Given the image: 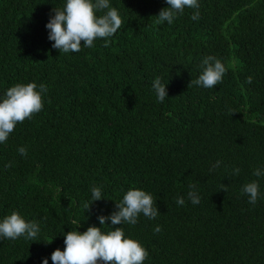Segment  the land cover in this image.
<instances>
[{"label":"trees","instance_id":"trees-1","mask_svg":"<svg viewBox=\"0 0 264 264\" xmlns=\"http://www.w3.org/2000/svg\"><path fill=\"white\" fill-rule=\"evenodd\" d=\"M65 2L0 0V97L17 83L46 86L42 110L0 143V221L18 212L39 225L35 240L0 238V264H53L67 232L109 231L98 217L134 188L160 211L116 226L146 249L143 264H264V175H253L264 172V0H198L199 20L185 7L170 25L156 17L166 0H110L117 32L61 53L46 25ZM208 56L225 65L222 82L188 87ZM252 181L255 204L242 192Z\"/></svg>","mask_w":264,"mask_h":264},{"label":"clouds","instance_id":"clouds-1","mask_svg":"<svg viewBox=\"0 0 264 264\" xmlns=\"http://www.w3.org/2000/svg\"><path fill=\"white\" fill-rule=\"evenodd\" d=\"M169 7L161 9L156 16L157 23H173L177 14H182L185 7L195 9L191 16L192 20L200 19L198 0H166ZM55 15L52 16L46 25L49 30V40L54 41L53 48L61 53L79 52L81 45L94 47V40L97 38H108L117 32L122 25L121 16L117 8L111 6L110 0H66L62 8L53 9ZM100 13V15H98ZM105 47L109 46L106 40ZM203 71L198 79L191 80L188 87L199 85L204 88H213L222 82V78L227 69L220 59L213 56L204 58L202 62ZM253 77L246 78V83L251 84ZM168 85V84H167ZM167 85L162 83L161 77H156L152 82L153 90L159 102H163L168 97ZM46 91V86L41 84L39 91L36 83H17L10 87L6 93L0 97V143H5L9 134L13 132L17 123H22L30 119L33 114L38 113L43 108L42 93ZM21 155H27V149L23 146L18 148ZM221 161L214 165L219 167ZM11 165H6L10 167ZM235 175H239L240 169L235 168ZM253 175H264L257 168ZM191 191L188 198L192 204L200 203V196L195 190L196 185H189ZM93 201L102 199L100 187L93 186ZM223 191H226V187ZM242 192L249 197V203L255 204L260 197L259 184L257 181L246 183ZM178 206H183V197H177ZM91 206V205H90ZM90 206L86 205L88 209ZM118 211L110 216L101 215L98 217L100 224L105 225L111 221V229L107 232L102 228L90 226L80 233L72 230L65 234V248H57L51 255L53 264H143L148 253L139 241L130 237H125L122 227L117 225H135L138 222L139 214H143L149 219H155L160 211L154 201L152 194L141 189H130L123 196V199L116 204ZM160 226H156L154 231L159 233ZM39 232V225L35 221L27 222L18 212H12L0 221V238L15 240L21 236L25 239L35 240ZM43 264H48V259L43 260Z\"/></svg>","mask_w":264,"mask_h":264}]
</instances>
